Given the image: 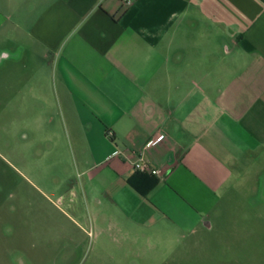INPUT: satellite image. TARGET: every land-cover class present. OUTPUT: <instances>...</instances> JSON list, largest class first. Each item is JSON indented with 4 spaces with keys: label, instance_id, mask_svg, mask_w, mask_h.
I'll return each mask as SVG.
<instances>
[{
    "label": "crops",
    "instance_id": "obj_1",
    "mask_svg": "<svg viewBox=\"0 0 264 264\" xmlns=\"http://www.w3.org/2000/svg\"><path fill=\"white\" fill-rule=\"evenodd\" d=\"M27 51L52 76L93 195L121 214L125 243L138 229L149 240L211 227L237 187L258 190L264 0H0V64ZM142 153L160 176L134 170ZM41 233L0 230V264L58 259L57 246L24 244Z\"/></svg>",
    "mask_w": 264,
    "mask_h": 264
},
{
    "label": "rangeland",
    "instance_id": "obj_2",
    "mask_svg": "<svg viewBox=\"0 0 264 264\" xmlns=\"http://www.w3.org/2000/svg\"><path fill=\"white\" fill-rule=\"evenodd\" d=\"M28 51L20 62L0 64V230L42 231L23 238L26 246L60 248L47 264H264V172L258 190L237 187L211 227L156 231L149 240L138 229V241L125 243L117 231L121 214L93 195L98 189L83 169L90 157L73 144L51 98L52 76L31 63Z\"/></svg>",
    "mask_w": 264,
    "mask_h": 264
},
{
    "label": "built area",
    "instance_id": "obj_3",
    "mask_svg": "<svg viewBox=\"0 0 264 264\" xmlns=\"http://www.w3.org/2000/svg\"><path fill=\"white\" fill-rule=\"evenodd\" d=\"M127 4H131L132 0H123ZM110 135H113L112 131H109ZM156 143V139L152 138L145 144V149L152 147ZM117 153H121V151H117ZM132 167L135 171L143 174L153 175V176H160L162 171L152 165V161L150 158L145 156L143 153L139 154L133 161Z\"/></svg>",
    "mask_w": 264,
    "mask_h": 264
}]
</instances>
